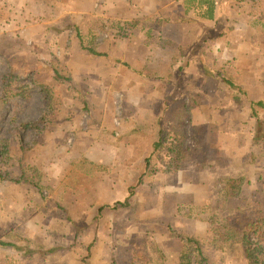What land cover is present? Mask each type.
I'll list each match as a JSON object with an SVG mask.
<instances>
[{"label":"crops","instance_id":"crops-1","mask_svg":"<svg viewBox=\"0 0 264 264\" xmlns=\"http://www.w3.org/2000/svg\"><path fill=\"white\" fill-rule=\"evenodd\" d=\"M260 1H251L248 8L244 2L233 0H0V19L24 20L17 23L23 25L20 36L26 43L12 40L15 31L8 35L9 39L3 40L4 34L0 31V54L7 55L6 65L56 68L59 74L72 79L85 99H97L99 119L109 111L104 103L111 97L106 87L112 83L120 85L125 100H138L137 104L130 101L126 104L120 130L121 134L128 133L121 141L107 130L115 129V125L92 123L95 138L90 146L89 142L84 145L89 146L87 154L91 152L95 156L90 153L89 161L85 157L74 159L79 153L76 149V155L68 157V160L73 159L71 164L77 165L75 169L81 168L83 163L85 167V162L90 165L87 172L73 170L65 185L78 191L74 193L75 205L80 210H94L98 204L101 213L106 208H129L130 178H138L140 183L149 167L147 163H155L158 169L157 173L154 168L152 171V175L157 174L152 176L154 184L140 190L147 194L140 203L150 208L153 220L148 225L158 228L155 240L161 252L151 258L153 260L150 255L139 259H145V264H180L179 258L188 253L181 234L197 238L203 250L212 243L214 225L199 221L196 216L217 193L221 177H246L252 184L258 179L264 180V152H261L264 128L257 134V120L251 107L252 102L264 104V8H260ZM39 17L45 22L35 25L32 20ZM156 35L161 36L159 46L170 58L175 80L178 81L177 72L182 73L179 89L184 87V97L193 102V108L188 110L194 131L187 134L184 150L177 142H172L166 151L150 152V141L135 135L136 124L146 133L152 131L142 118L147 110L139 100L144 97L154 102L165 96L162 92L155 96L153 85H149L153 81L145 78L148 77L147 61L150 56L155 58L154 54H147L151 52L148 44ZM40 36L46 37L45 44L35 41ZM81 40L107 56L96 57L89 53L81 47ZM178 53L180 55L175 57ZM229 63L237 68L236 84L245 91L238 103L233 99L237 90L224 81L225 78L232 81V78L215 66L224 67ZM158 76L159 79L153 78L154 82L163 84L162 76ZM256 108L264 121V107ZM61 117L62 112L57 110L55 118L60 120ZM67 127L65 124L59 129ZM69 129L80 133L76 123ZM66 140L64 136L52 137L53 142L64 147ZM44 155L40 142L35 149L22 151L19 158H24L26 167L37 166L40 161L37 157ZM117 162L121 163L120 167L113 164ZM97 165L112 171H107L105 178L99 177L95 174ZM16 167L22 172L20 166L13 169ZM15 174L19 180L22 174ZM71 179L78 180V185L74 186ZM12 191L10 189L8 200L18 199L13 211H27L26 191L15 190L14 195ZM125 200L127 206H115ZM91 225L98 233L100 224ZM130 248L122 250L121 247L114 255L91 254L90 263L87 259L84 264H114V261L136 264L137 257L132 246ZM64 256L60 252L57 259Z\"/></svg>","mask_w":264,"mask_h":264},{"label":"rangeland","instance_id":"rangeland-1","mask_svg":"<svg viewBox=\"0 0 264 264\" xmlns=\"http://www.w3.org/2000/svg\"><path fill=\"white\" fill-rule=\"evenodd\" d=\"M251 1L255 0H233L236 3L244 2L243 5L248 8L251 6ZM260 4V8H264L262 6L263 0L260 1ZM2 11L6 13L4 9ZM20 21L24 22L22 19H0V31L4 34L3 40L9 39L8 35L15 31L14 33L17 32L18 35L17 33L14 34L12 40H17V43H26L25 39L23 40L20 36V31L24 29H21L23 27L22 23H17ZM32 22L35 25H42L45 19L42 17L34 18ZM159 38L161 36L156 35L152 38V43L148 44L151 47V52L147 54H154L155 58L149 57L151 62L148 59L145 68L148 77L145 78L153 81L149 85H153L151 89L155 96H158L160 92L164 93L165 96L154 102L152 101L154 99L144 97L139 100L140 104L144 105L147 110L142 118L151 127V134L139 129V125L136 124L135 126V129H138V133L136 132L135 135L149 140L151 144L159 138L161 130L168 131L174 127L180 128L186 140L187 134L194 131L189 114L190 110H188L191 107L193 108V102H189L184 97V87L181 90L179 89L182 85L179 82L182 73L177 72L179 74L178 81L175 80L173 77L174 68L172 65L169 66L170 58L161 50ZM35 41L38 44H45L46 37L40 36ZM179 55L180 53L176 54L175 57ZM7 61V55L0 54V242L5 240L3 242L9 244L2 245L0 243V264H84L87 259L90 263L91 254L105 256L106 253H109V255H114L120 251L121 247L122 250L126 248L131 250V246L138 260L136 264H145V259L139 260L144 256L148 258L150 255V260H153L151 258L158 256L161 252L155 240V233L158 228L155 225H148L149 221L153 219H151L149 206L140 203L141 199L145 200L147 198L146 192L140 190L153 186L152 176L157 174L152 175V171L156 169L157 173L158 169L155 163H147L149 167L140 183L138 178H130L128 188L132 191L130 193L132 198L130 199L131 206L129 208H106L101 213L98 210L100 206L98 204L94 210H80L75 205L74 193L78 191L71 185H65L73 170L78 173L84 172V170L87 172L88 170L90 165L88 162H85V167H83V163L81 168L75 169L77 165L71 164L73 159L68 160V157H74L77 149L79 153L74 159L85 157L89 161L88 158H90L91 152L87 154L86 150L95 138L92 123L99 122L98 124H105V126L115 125V129H107V127L105 129L111 131L112 135L118 141H121L128 133L126 131L121 134L120 130L124 112L126 114V104L129 101L137 104L138 100L133 98H131L132 100H125L120 85L117 86L116 83H112L111 86L105 85L107 91L111 94L110 99H105L104 103V107L109 108V111L107 115L99 119L96 114L100 112V108H96L97 99H85L72 82V79L66 81L57 78L58 71L56 68L50 70L46 67H12L6 65ZM215 66L221 68L225 76L232 78V82L237 83V68L233 63L226 64L224 67H220L221 64ZM51 72H53V75L50 74ZM158 75L162 76L163 84L154 82L153 78L159 79ZM156 76L158 78H155ZM179 83L180 85H178ZM43 86L47 88V92L50 89L53 92L54 103L51 108L46 104L45 93L47 92H45ZM235 92L240 98L245 93L244 90ZM178 94H181V97ZM235 102L238 103L239 101ZM57 110L62 112V119L60 120L55 118ZM58 122L60 124L57 125ZM74 123L78 124L80 128L79 135L77 130L69 129ZM65 124H68L69 127L59 129L60 126ZM127 129L131 130L129 126ZM115 131L117 132L115 133ZM171 135L173 136L174 132L165 134L167 138ZM39 136H42L41 139ZM53 136H64L67 139L66 147L53 142ZM167 138V142H165L167 147L162 151H166L172 142L179 144L176 139L170 140ZM40 142L41 146L44 147V157H37L40 160L37 166L26 167L23 164L24 158H19L21 152L35 149ZM87 142H89V146L84 145ZM3 144H7L8 147L7 157L2 154L5 150H1ZM179 145L181 147V144ZM181 149L184 150L183 147ZM152 150L153 147L151 146L149 151L152 152ZM261 152L263 153L264 149H261ZM184 153L186 152L184 151ZM91 156H95L94 153H91ZM14 158L17 161L13 162ZM113 164L118 167L121 166L120 162ZM15 166L27 168V181H20L16 178L18 174L15 173L21 172L18 170L19 167L13 169ZM65 169L69 171H65ZM107 171H112V169H100L97 165L95 174L105 178ZM244 178L246 179V177ZM71 182L74 186L78 185L76 179L73 181L71 179ZM211 182L213 184L214 180L211 179ZM10 189H13L12 195H14L15 190L26 191L27 211L23 210L21 213L13 211L15 202L18 205V199L13 196L14 201L8 200ZM216 190L217 193L211 196L204 210H199L196 216L199 221L211 222L214 229L216 222L222 224L228 216L245 220L248 217L264 215V180L258 179L252 184V182L248 183L246 179L241 194L234 199L226 200L222 196L221 182H219ZM148 215H150V218H148ZM95 222L97 226L100 224L97 228L98 233L97 230L94 231V227L91 225ZM186 236L190 235L181 234L188 253L181 257L188 256L190 252V245L186 241ZM238 248L237 246L229 247L222 241L215 243L213 239L204 251L213 264H244ZM51 249L57 251L47 252ZM60 252H63L65 256L59 260L57 256Z\"/></svg>","mask_w":264,"mask_h":264},{"label":"trees","instance_id":"trees-1","mask_svg":"<svg viewBox=\"0 0 264 264\" xmlns=\"http://www.w3.org/2000/svg\"><path fill=\"white\" fill-rule=\"evenodd\" d=\"M210 13L213 11V3L209 6ZM166 21H173V19H166ZM81 47L87 50L89 53L95 55L96 57L107 56L105 53H101L97 51L95 48L87 46L84 44V41L81 40ZM119 61V60H118ZM57 78L64 79L66 81H70L71 79L63 76L61 74H56ZM233 89L237 91H242V87L234 82L224 79ZM45 88V92H47V88ZM44 92V93H45ZM233 98L235 101H240L239 95L235 92L233 94ZM46 104L51 108L53 106V92L50 89L47 93H45ZM251 107L253 109V116L256 118L257 122V134L258 130L264 128V121L260 118L259 113L256 107H264L262 102H252ZM174 132V135L169 138L165 136V134ZM170 140H177L181 147H185V136L182 135V130L180 128L174 127L172 130H161L159 132V138L155 140L152 144L153 152L154 151H162L167 145L166 138ZM1 146V150H4L2 154L8 156V147L3 144ZM21 177L20 181H27V169L25 167H21ZM220 182L222 183V196L226 200L235 198L239 196L242 192L243 186L246 183V179L244 177H221ZM127 206L128 201L119 202L115 206ZM212 220V219H211ZM214 229V242H224L229 247H239L240 257L244 261V264H264V216L256 215L255 217H248L245 220L237 217L228 216L224 223L219 224L215 223ZM186 241L190 245V252L188 256L180 258V264H213L210 257L207 256L205 251L203 250L201 242L193 237L186 236ZM2 245H9L3 241L0 242ZM57 250L51 249L47 252L53 253ZM90 253V246H89ZM239 254V253H238ZM86 262V261H85ZM116 264V263H114Z\"/></svg>","mask_w":264,"mask_h":264}]
</instances>
